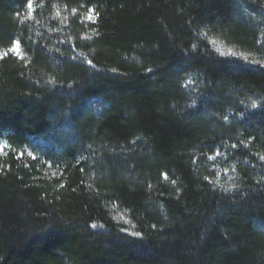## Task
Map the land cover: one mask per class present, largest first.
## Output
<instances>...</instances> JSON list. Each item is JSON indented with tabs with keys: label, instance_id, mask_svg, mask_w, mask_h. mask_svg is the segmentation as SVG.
Returning a JSON list of instances; mask_svg holds the SVG:
<instances>
[{
	"label": "trees",
	"instance_id": "obj_1",
	"mask_svg": "<svg viewBox=\"0 0 264 264\" xmlns=\"http://www.w3.org/2000/svg\"><path fill=\"white\" fill-rule=\"evenodd\" d=\"M0 139V264H264V0H0Z\"/></svg>",
	"mask_w": 264,
	"mask_h": 264
},
{
	"label": "rangeland",
	"instance_id": "obj_2",
	"mask_svg": "<svg viewBox=\"0 0 264 264\" xmlns=\"http://www.w3.org/2000/svg\"><path fill=\"white\" fill-rule=\"evenodd\" d=\"M81 21L82 20H88L89 19V15H87V14H84L83 16H81ZM84 34H86V35H88V33L86 32V33H84ZM18 45H19V43H18ZM17 46V43H15V45L13 46V48L14 47H16ZM20 46V45H19ZM13 48H12V52L13 53H15L16 55H19V56H23V50H22V48L21 47H19V52L17 53V52H14L13 51ZM8 148V144H7V142L6 141H4L3 139H0V152H4L6 149ZM30 152V151H29ZM219 155H217V156H215V157H212L210 160L212 161V162H215V160H216V158L218 157Z\"/></svg>",
	"mask_w": 264,
	"mask_h": 264
},
{
	"label": "snow or ice",
	"instance_id": "obj_3",
	"mask_svg": "<svg viewBox=\"0 0 264 264\" xmlns=\"http://www.w3.org/2000/svg\"><path fill=\"white\" fill-rule=\"evenodd\" d=\"M31 6H32V5H31V2H29L28 7L31 8ZM93 11H94V10H93ZM91 18H92V17H91V15H90V16H89V19H91ZM13 51H14V52H17V53L19 52V45H18V42H17V46L13 48ZM89 63H91V61H89ZM262 158H264V157H262ZM94 226H95V225H94ZM137 235H139V234L137 233Z\"/></svg>",
	"mask_w": 264,
	"mask_h": 264
}]
</instances>
